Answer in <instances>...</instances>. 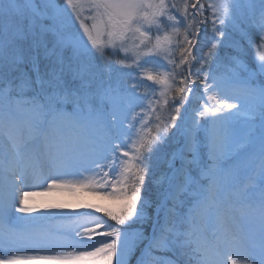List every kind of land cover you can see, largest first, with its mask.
Here are the masks:
<instances>
[{"label":"snow or ice","instance_id":"1","mask_svg":"<svg viewBox=\"0 0 264 264\" xmlns=\"http://www.w3.org/2000/svg\"><path fill=\"white\" fill-rule=\"evenodd\" d=\"M38 182L120 207L16 215ZM133 261L264 264V0H0V264Z\"/></svg>","mask_w":264,"mask_h":264},{"label":"rangeland","instance_id":"2","mask_svg":"<svg viewBox=\"0 0 264 264\" xmlns=\"http://www.w3.org/2000/svg\"><path fill=\"white\" fill-rule=\"evenodd\" d=\"M182 0H177V3H181ZM206 2V0H205ZM170 23V22H169ZM211 27V25H209ZM162 34V33H161ZM258 43V41H257ZM223 53V50H221ZM113 59H116L115 57H111ZM174 59L178 62L179 61V52L177 51ZM251 60V57H250ZM159 63V62H157ZM197 65L196 67H198ZM169 70H171V65L168 66ZM179 71V70H177ZM152 72L153 74L159 75L161 78H163L167 73L164 71L163 68L155 67L153 64H150L149 66L140 69L137 71V79H140L143 77L146 73ZM180 77L177 76V84H172L171 81H169V85H171L172 90L168 91V85H157L156 86V98L160 100V104L157 105L159 114L161 116L162 120H167L170 110H171V103L169 105H164L163 100L167 98L170 102L172 98L176 95L174 92V88L178 86V81ZM145 83H151L145 81ZM145 90L151 91L150 89H145L144 87L141 88V92L143 93ZM161 92H166V97L161 96ZM195 106V100L194 105ZM139 111V109H137ZM183 112V109H182ZM161 169H164V160L162 159ZM31 184V181L29 182ZM26 190L33 191L35 194L30 196L28 198V206H32L37 209V211L32 213H16V215H32L37 216L41 213H58L62 212L66 209L74 210L75 208H90L89 205H95L102 209H110L112 206H116V208L120 207V204L117 200L111 198V197H104L101 193H93L87 189H77L75 191H70L66 188L61 189H51L46 190V185H40L38 182V186L36 187H29ZM97 212V211H95ZM94 216L96 217H103L102 215L98 213H94ZM104 218V217H103ZM105 219V218H104ZM107 220V219H105ZM67 222V223H66ZM69 220H63L60 218L51 219L48 221H45L42 223L41 227L46 228L51 231H56L57 229H60L64 226L70 225ZM63 223H66L62 225ZM96 239H99V237H96Z\"/></svg>","mask_w":264,"mask_h":264},{"label":"trees","instance_id":"3","mask_svg":"<svg viewBox=\"0 0 264 264\" xmlns=\"http://www.w3.org/2000/svg\"><path fill=\"white\" fill-rule=\"evenodd\" d=\"M204 51H207V47L204 48ZM199 67V66H198ZM161 162V161H160ZM160 171V170H158ZM151 187V186H150ZM153 191H155V189L153 188ZM119 208H116V206H112V208H110L109 210H112V211H117Z\"/></svg>","mask_w":264,"mask_h":264}]
</instances>
